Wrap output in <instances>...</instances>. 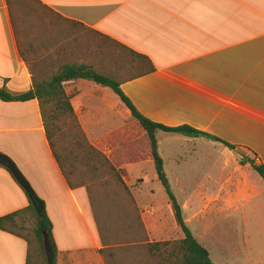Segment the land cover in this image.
Instances as JSON below:
<instances>
[{"label":"crops","instance_id":"obj_1","mask_svg":"<svg viewBox=\"0 0 264 264\" xmlns=\"http://www.w3.org/2000/svg\"><path fill=\"white\" fill-rule=\"evenodd\" d=\"M32 2L37 7L30 10H48L44 23L49 28L53 24L48 36L42 34L49 37L47 50L36 55L39 66L30 62L17 29L14 0H0V87L25 93L63 64L87 63L65 62L72 53L73 22L84 25L97 37L115 40L152 61L153 72L121 83L142 114L167 126L190 125L236 146L158 134L164 162L173 165L165 169L166 176L170 179L171 173L178 181L175 194L191 197L184 207L196 205L192 210L198 211L212 205L206 199L215 200L224 211L243 210L244 226L248 210L264 211V180L250 164L240 163L243 155L264 163V0ZM61 20L70 25L69 36L54 28ZM109 89L84 79L65 84L90 141L127 173L144 160L126 159L124 144L145 138V133ZM0 152L14 160L45 201L58 246L57 264H102L89 257L99 253L102 237L88 189L68 184L47 139L38 99H0ZM29 204L26 189L0 165V216ZM27 257V241L0 229V264H26Z\"/></svg>","mask_w":264,"mask_h":264},{"label":"rangeland","instance_id":"obj_2","mask_svg":"<svg viewBox=\"0 0 264 264\" xmlns=\"http://www.w3.org/2000/svg\"><path fill=\"white\" fill-rule=\"evenodd\" d=\"M31 7H37L32 0H14L13 3L17 29L24 39L25 53L28 54L31 63L39 66L35 58L44 48L47 50L49 43L47 36L48 32H52L53 24L51 23L49 28L48 23H44L43 13H47L48 10L46 12L40 7L38 8L40 13L38 9L31 11ZM54 28L57 33L66 31L67 36L71 29L70 25L64 24L62 20L57 21ZM73 29V41L70 45L72 53L65 62L85 61L87 62L85 64L92 65L97 71L118 80L136 74L137 68L127 64L130 57L115 41L97 37L93 32L84 30L82 26ZM58 70L59 68L52 74ZM109 91L119 99L112 90ZM124 108L126 109L125 106ZM62 120L58 123L60 127H64L62 130L64 134L62 139L57 140L56 145L66 158L64 164L71 182L88 189L102 237V248L105 249L104 253L99 252L96 255L91 252L90 259L97 257L102 260V264H162L159 257L151 254L149 245L155 242L178 241L184 237V232L176 221L172 204L157 174L155 164L149 162V158L146 157L142 164H132L127 173L121 169L128 187L126 189L110 170L94 166L95 162H89L91 159L87 160L81 155L82 150L73 144L71 137L74 130L69 120ZM86 136L91 142L87 134ZM172 166L168 161L165 169L169 171ZM256 175L260 177L259 174ZM168 176L171 177L169 181L175 193L178 181L173 174L168 173ZM176 196L182 206L186 223L198 241L209 250L216 264H264V211L248 210L246 212L248 221L244 226L243 210L224 211L222 210L224 206L214 205L215 200L206 199L205 202L209 204L212 201V205L194 211L192 208L198 206L183 205L185 200L191 197ZM92 232L95 233L93 226L89 232L90 244L94 241ZM24 233L33 239L34 235L31 232ZM33 248L38 251L41 258L38 243H33Z\"/></svg>","mask_w":264,"mask_h":264},{"label":"trees","instance_id":"obj_3","mask_svg":"<svg viewBox=\"0 0 264 264\" xmlns=\"http://www.w3.org/2000/svg\"><path fill=\"white\" fill-rule=\"evenodd\" d=\"M79 23L73 22L74 26ZM84 27V25H82ZM115 41V40H114ZM130 57L129 65L137 68L136 74L129 76L124 81L132 80L140 76L149 74L155 70L152 61L143 54H140L129 47L115 41ZM84 79L95 82L104 87H109L120 98L122 103L130 110L133 120L143 128L145 138H138L132 143L124 144V156L129 160H144L151 158L155 164L157 174L163 182L170 202L172 204L176 221L184 232V237L178 241L155 242L149 245L152 255L160 258L162 264H216L209 250L202 245L195 237L193 231L188 226L183 215V209L173 191L172 185L165 173V162L159 149L158 134L160 132L180 134L192 138H207L213 141L224 143L231 149H236L223 139L211 135L209 133L197 130L190 125L167 126L165 124L155 122L142 114L136 107L130 97L121 87L123 80L97 71L92 65L66 63L50 78L35 83L33 88L25 93L13 94L6 87H0V99L7 102L12 101H29L38 99L40 101L43 121L45 125L47 139L68 184L71 187L83 186L74 185L65 168L64 159H66L56 145L58 139H62L64 127H60L59 123L62 119H68L69 124L74 130L71 138L74 146L82 150L81 155L95 162L94 166L108 169L115 174L119 182L127 189V185L122 177V171L118 168L110 158L88 141L87 136L81 126L78 116L72 105V97L67 94L65 84L74 80ZM63 121V120H62ZM80 155V154H79ZM242 165L250 164L251 167L264 180V163H257L254 158L242 156L240 159ZM30 184V183H29ZM30 204L13 213L0 216V229L12 233L18 237L25 239L28 243V257L26 264H57L58 246L53 234V222L48 214L45 201L35 192L30 185V191L26 190ZM31 232L33 239L25 233ZM47 233L52 245L53 261L49 263L44 245V234ZM33 243H38L39 252L33 248ZM100 253H104L105 249H100Z\"/></svg>","mask_w":264,"mask_h":264},{"label":"water","instance_id":"obj_4","mask_svg":"<svg viewBox=\"0 0 264 264\" xmlns=\"http://www.w3.org/2000/svg\"><path fill=\"white\" fill-rule=\"evenodd\" d=\"M0 165L7 167L11 173L14 175L16 180L27 190L30 191V184L22 171L19 169L17 164L14 162L12 158L0 152ZM44 245L46 249V255L49 263L53 261V254H52V245L47 233L44 234Z\"/></svg>","mask_w":264,"mask_h":264}]
</instances>
